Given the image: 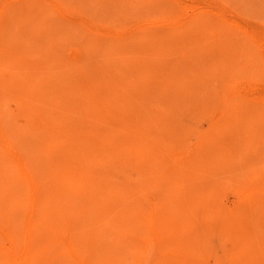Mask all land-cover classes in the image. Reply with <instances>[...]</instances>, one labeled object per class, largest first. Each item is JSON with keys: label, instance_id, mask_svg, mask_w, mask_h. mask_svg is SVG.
Instances as JSON below:
<instances>
[{"label": "bare ground", "instance_id": "obj_1", "mask_svg": "<svg viewBox=\"0 0 264 264\" xmlns=\"http://www.w3.org/2000/svg\"><path fill=\"white\" fill-rule=\"evenodd\" d=\"M44 1L63 14L57 1ZM201 17L195 14L178 28L199 24ZM166 22L144 17L134 26L114 24L113 38L130 43L131 37L141 35L149 44L128 58L134 77L117 83L103 74L101 66H96L95 70L103 71L98 74L87 71L90 66L83 68L89 63L70 60L62 50L67 40L50 28L40 47L50 51L43 67L29 69V61L20 55L22 59L15 64L8 61L10 76L0 74V264H94L110 252L105 251L110 247L107 237L122 245L113 254L118 264H264V238L252 237L260 234L258 229L250 235L245 231L249 224L245 225L242 214L243 207L250 208L252 198L258 196L257 190L250 189L253 185L248 192L242 189L241 207L227 208L221 194L234 186L235 178H227L223 185L217 165L221 152H228L226 130L248 104L243 89L251 79L241 81L239 67L248 68L249 62L186 61L183 52L162 44L160 27H171ZM236 29L254 41L252 31ZM130 45L132 49L134 45ZM16 60L14 57L11 63ZM149 87L158 90L154 111L146 107V100L151 99ZM9 97L15 98L24 125L14 121L7 106ZM190 134L195 137L193 142L187 138ZM249 170L248 184L264 179ZM63 186L65 190L58 192ZM45 187L57 198L81 191L79 197L88 201L81 208L86 213L72 217L73 224L55 215L52 218L45 210ZM64 203L66 209L79 208L73 200L64 199ZM87 225L104 231L101 238L94 232L85 233L89 247L80 245L75 237Z\"/></svg>", "mask_w": 264, "mask_h": 264}, {"label": "rangeland", "instance_id": "obj_2", "mask_svg": "<svg viewBox=\"0 0 264 264\" xmlns=\"http://www.w3.org/2000/svg\"><path fill=\"white\" fill-rule=\"evenodd\" d=\"M0 1H1L0 12L3 13V14L0 13L1 14L0 40L1 38H4V40H6L5 42H7L4 45V40L0 41V46L1 44L4 45L3 47H0L1 49L0 51L4 52L3 55L1 56L5 55L6 57L5 56L4 57L7 60L6 62L4 57L0 56L1 57L0 74L2 76H4L5 74L6 77L10 76V71L12 69V67H10V64H15L16 62H18V60L22 59L19 57V55L23 56L25 60L29 61L27 63L29 69L32 66H34L32 67L33 69H35L36 66L43 67L44 62H46V60L49 58L48 55L50 51H48L47 48H45L46 50L43 49L45 51L43 52V50L41 51L40 47H42L41 42L43 44L45 41L43 40V38L46 39L45 36H43L44 33L47 32L50 28L49 31L53 30L56 33H57L56 30H58L59 34H61L59 35L57 33L59 38L61 37L60 39L67 40V44L66 46L64 45L62 47V50L65 51V54L69 56L70 60L73 61L79 60L80 62L77 63H85V64L89 63L87 65L83 64L84 65L83 68L85 70L90 68V70L87 71L92 72V70L94 71L95 69H97L96 66H101L102 70L105 71L103 74L105 76H108L109 78L111 77L112 82L113 80H115L114 82H116L117 80L123 81L124 80L123 78H125V80H129L132 77V75L134 77V74H132L134 70H132V68L128 66L130 62L128 59L129 56H131V53H133L134 50L136 51L137 49L136 52H138L141 48H144L149 44H146L147 42L144 43L143 42L144 40H142V38L140 39V37H142L141 35L131 37L130 39L132 41L130 43L120 42L121 40H119L118 38L112 37L114 33H116V29H115L116 25L114 26V24H117V26L119 25L123 26V24L124 26H126V24L127 26H134L137 20L141 21L142 18L144 17H149V19L152 18L167 19L166 24L170 25L171 27H167V28L160 27V31L162 30L160 33L162 39L160 40H162V44H164L166 49L183 52L185 54L186 61L191 60V62H195V63H215V62H226V61L234 62L237 60L239 62H244V63L249 62L250 67L244 69L241 66L239 67L240 69H243V71L239 69L240 75L242 74L241 75L242 77H240V75L238 74V78L240 77L239 79L241 81H246L247 79H251V81H249L250 85L249 83L247 85L244 84L245 87L243 89V92L248 100L247 102H245L248 104L244 106H248L250 108L251 106H253V108H251V110L250 108H248V110L246 111L247 107L244 108L243 106L241 110L242 113L243 112L244 113L240 114L241 112H239V114L236 117V120H238V122L234 120L230 124L228 131L226 130V133L224 135V142L227 145H229L228 152L226 153L224 152V154L221 152L219 156L222 155L223 156L218 159L220 162L218 161L217 165L221 173H223L222 175L224 177L223 178L224 180L222 179L220 181L221 183H223V185L227 184L229 179L233 180L235 178L234 179L235 182L234 180L233 182H231L232 186L233 185L234 186L229 190L225 189L221 194V196L223 195V197H221L222 198L221 201L224 204V206H226L227 208L231 207L235 209L237 207H241L242 202H240L239 193L240 191H242V189L243 191L246 189L245 190L246 192H248L251 188L257 190L256 193L258 194V196H256L257 194H255L256 196L254 197L255 199L252 198L251 206L249 204L250 208L245 210L243 207L242 214L244 215L243 217H244V222L246 223L245 225L249 224L245 226V231L247 233L250 232L251 234H253L254 231L257 232L256 229H258L260 231V234L259 232H257L258 234L255 232L256 234L252 235V237H255L257 239L259 238L258 239L259 241H261V239L264 238V188H261L262 186H264V179H262V181L257 179L252 180L251 181L252 184L250 183L248 184V182H250L248 180L249 178L248 175L250 173H247L249 171L251 172L249 168H252V170L256 171V173H259L260 175L262 174L261 176L262 178H264V169H262L264 168V140H262L264 139L262 138L264 137V0H54L58 2L60 8L62 7V9H64L63 14L57 12V10L53 9L50 6V4L44 0H0ZM171 2H173V4H171ZM6 4L7 7H4ZM5 8L7 10H5ZM194 13L195 14L199 13L200 17L204 15L203 16L204 18L201 17L202 21L199 24H193V25L190 24L178 28L183 23L185 22L187 23V21L191 20V18L195 15ZM66 21H71V24L69 25L70 22H66ZM78 24L80 25V28ZM59 26L61 27L59 28ZM173 26H176V28H174ZM238 26L245 28L250 32L252 31L254 35L253 37L254 41H251L247 39L245 36H242L236 29V27ZM66 27L69 29L67 30ZM81 27H84V29ZM129 31H131V28L128 29L125 33ZM5 32L7 34L3 35ZM78 36L80 38H78ZM135 37L137 38L139 37V41H137ZM133 40L135 41L136 44L132 43L134 42ZM8 42L10 44H8ZM130 44L134 45L135 48L134 46H132L131 49ZM138 45L140 47H138ZM3 48H5L7 51H5V49ZM33 49H34V53H37V55L31 53L33 52ZM35 49H37V52H35L36 51ZM123 49H125L124 52L128 49V51H126V54H124L125 56L123 55L124 53ZM38 51L41 54H38ZM19 52H22L23 55H21L22 53L19 54ZM42 52L44 55L42 54ZM119 52L122 53V55L118 54ZM30 53L32 57L31 55H29ZM115 53H117V55ZM24 55L26 56V58ZM7 56L12 57V59H14L15 57V60L16 59L18 60H16L15 62L13 61L14 63H11L12 59H10V57L7 58ZM172 59L175 60L176 58L172 57ZM123 60L124 61L128 60V62L127 61L124 62ZM3 61L6 62L7 64L4 63ZM8 61L10 64L8 63ZM125 63L127 65H125ZM116 64L118 66L121 65V67L122 64L124 65V67H122L121 69L123 72L126 73L127 76L125 74L123 76L121 69L119 70L120 67H118ZM88 66L90 67L88 68ZM114 66H115V70L117 71H114ZM125 67L126 68L128 67L129 69L127 68L128 70H126ZM102 70L98 69L95 71L96 72L99 71L98 74H102L103 72ZM129 70L131 71L129 72ZM116 73L118 75H116ZM120 73L122 76L120 75ZM98 74L96 75L98 76ZM153 88L154 87H152V89ZM149 89H150L149 90L150 93L148 95V98L151 99L149 100L147 98L148 100H146V103L148 104H146L147 105L146 107L149 108L148 110L154 111V108H156L155 106L156 102L158 100L156 98L158 94V90H156L155 88L152 90L151 87H149ZM154 92L156 93L155 95L152 94ZM8 100L9 101H7L8 102L7 106L9 109H11L10 111L12 112L14 121L16 122L17 125L20 126L24 125L25 124L24 118L21 115L17 114L16 112L17 107L15 102H13L15 98L9 97ZM151 100H153L154 103H152L153 101ZM257 101H259V104ZM249 103L251 105H249ZM253 109L259 112L257 113ZM246 113H248L249 115ZM241 115H244L243 118L245 117V115H247L248 118L246 116V118L243 119ZM241 118L243 120H241ZM247 120L248 121L250 120L251 122H248ZM245 121L248 122L249 126ZM240 122H242V127L240 126L241 131H239V126L237 125L238 123L240 125L241 124ZM244 125H246L245 128ZM242 131L245 134H243ZM242 135L244 137L246 135V138H244ZM248 135H250L248 141L250 139L252 140L255 138L254 143L256 147L251 140L249 142L247 141ZM187 138L191 142L195 140L193 134H190V136H188ZM231 138L233 139L234 143L231 142L232 141ZM230 146H231V150H230ZM232 149L236 150V152L235 151L233 152ZM247 149H249V151ZM255 150L257 152L259 150V152L257 153L255 152ZM231 151L232 154L234 153L233 156L231 154ZM20 153L24 155V152H20ZM222 158H224V160H221ZM230 159L231 161H229ZM224 161L228 163L225 166L224 164H226V162ZM228 165H230L229 166L230 168L228 167ZM253 166L255 168L257 167L256 170ZM225 168L228 170H225ZM259 170H261V172H259ZM239 173H241L242 177H240ZM117 175L119 176L118 177L119 179H122L121 172H119ZM241 179H243L244 182ZM238 182L242 187L239 185ZM234 183H236V185ZM249 185L250 186L253 185V186L250 187ZM65 188L66 187L63 186L58 192L64 191ZM48 191L50 190L47 187H45V196L47 197L46 199L48 200V205L46 206L45 210L52 218H54L55 215L59 220H63L64 222L73 224L71 220L72 217H75L76 214L86 213V211H84L81 208H85L88 204V201L86 198L83 199L81 198V196L79 197V192L81 191L75 190L71 193L68 192L66 196H62L59 198L54 197V194L52 193L51 195H49ZM64 199L66 201L73 200L74 202L78 203L79 208L76 209L75 211L71 209H66ZM150 199L153 201L155 200V198H150ZM53 202L57 205L58 211L55 210ZM85 217H83L84 221L88 219ZM88 223H92V222L88 221ZM87 231H89L90 234L94 232L92 234L98 235L100 238L104 236V231L100 230V227L98 228L93 225H87L82 233L78 232L75 235L78 243L82 246L84 245L87 247L90 246V242L88 241L86 242L87 239L85 233ZM107 241H108L107 244L110 245V247L109 248L105 247V251H110V252L104 253L102 258L100 259V262H94V264L97 263L118 264L116 261L117 259L113 254L116 253L118 249H121L122 245L118 243L115 239L108 240V237H107Z\"/></svg>", "mask_w": 264, "mask_h": 264}]
</instances>
